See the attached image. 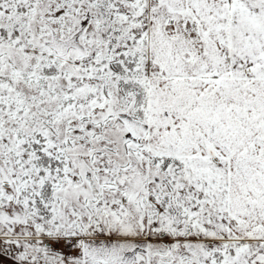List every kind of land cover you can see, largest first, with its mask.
<instances>
[{
	"label": "snow or ice",
	"instance_id": "snow-or-ice-1",
	"mask_svg": "<svg viewBox=\"0 0 264 264\" xmlns=\"http://www.w3.org/2000/svg\"><path fill=\"white\" fill-rule=\"evenodd\" d=\"M0 264H264V0H0Z\"/></svg>",
	"mask_w": 264,
	"mask_h": 264
}]
</instances>
